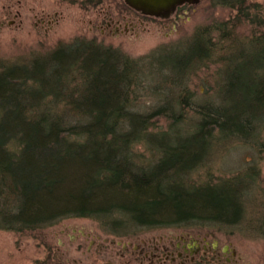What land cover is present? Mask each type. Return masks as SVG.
<instances>
[{
  "label": "trees",
  "instance_id": "1",
  "mask_svg": "<svg viewBox=\"0 0 264 264\" xmlns=\"http://www.w3.org/2000/svg\"><path fill=\"white\" fill-rule=\"evenodd\" d=\"M246 1L218 3L261 27ZM235 19L217 32L225 35ZM253 39L225 45L214 61L215 39L198 30L190 47L152 53L138 67L140 59L76 39L0 66V230L37 231L67 218L96 220L111 234L232 230L257 171L215 178L205 164L220 144L254 140L264 125V35ZM212 62L222 65V84L213 99H197L190 77ZM140 97L151 103L137 105ZM160 118L168 126L154 131ZM139 145L151 153L144 162Z\"/></svg>",
  "mask_w": 264,
  "mask_h": 264
},
{
  "label": "rangeland",
  "instance_id": "2",
  "mask_svg": "<svg viewBox=\"0 0 264 264\" xmlns=\"http://www.w3.org/2000/svg\"><path fill=\"white\" fill-rule=\"evenodd\" d=\"M244 8L251 14L257 13L263 21L261 27L238 14L236 9L240 8L220 4L218 0L186 4L166 19L141 15L123 0H0V66L26 64L49 55L60 45L84 39L142 60L138 67L148 62L146 57L152 53L165 50L180 53L187 43L190 47L194 34L203 29L215 39L214 61H219L225 52L222 55L218 52L232 42L241 45L264 35V0H247ZM235 17L239 19L233 21L234 26L229 24L225 35L217 32L220 23ZM221 67V63L212 62L190 77L188 88L197 99H213L222 84ZM154 73L149 78L158 81ZM154 84L158 83L154 81ZM145 88L149 90L147 85ZM150 103L148 97H140L137 105ZM188 116L190 119L192 112ZM167 126L165 119L160 118L154 131ZM252 140L234 139L220 144L205 164V172L209 171L215 178L244 173L252 166L257 171V176L250 179L256 180L247 183L244 213L232 230L161 227L134 231L129 227L126 228L129 233L111 234L96 220L67 218L37 231L0 230V264H140L139 248L154 244L160 254L184 230L205 232L210 235L209 242L215 238L221 247L228 245L235 253L232 264H264V125L254 137L255 142ZM145 146L135 149L142 162L151 156Z\"/></svg>",
  "mask_w": 264,
  "mask_h": 264
},
{
  "label": "flooded vegetation",
  "instance_id": "3",
  "mask_svg": "<svg viewBox=\"0 0 264 264\" xmlns=\"http://www.w3.org/2000/svg\"><path fill=\"white\" fill-rule=\"evenodd\" d=\"M185 6L186 4L178 6L175 11ZM208 236L210 235L198 230H184L175 241L171 240L164 246L160 254L159 248L154 244L139 249L136 247L139 250L138 259L140 264H232L234 251L229 250L228 245L221 247L218 239L213 238L209 242Z\"/></svg>",
  "mask_w": 264,
  "mask_h": 264
},
{
  "label": "water",
  "instance_id": "4",
  "mask_svg": "<svg viewBox=\"0 0 264 264\" xmlns=\"http://www.w3.org/2000/svg\"><path fill=\"white\" fill-rule=\"evenodd\" d=\"M124 3L137 13L153 18H169L178 6L196 4L200 0H123ZM52 264H67L56 262Z\"/></svg>",
  "mask_w": 264,
  "mask_h": 264
}]
</instances>
